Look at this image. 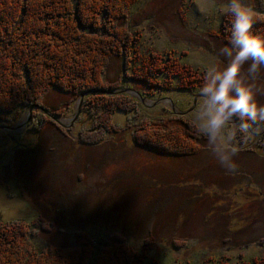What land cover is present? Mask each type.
<instances>
[{
	"label": "rangeland",
	"instance_id": "rangeland-1",
	"mask_svg": "<svg viewBox=\"0 0 264 264\" xmlns=\"http://www.w3.org/2000/svg\"><path fill=\"white\" fill-rule=\"evenodd\" d=\"M243 2L264 19V0ZM228 4L138 0L121 24L133 34L140 55L170 53L205 74L207 66L222 70L228 62L220 55L230 46L221 33ZM124 72L131 70L123 57L113 56L104 78L123 81L119 87L138 98L135 90L142 85ZM255 83L264 88V68ZM196 96L198 91L173 90L140 98L134 113L111 116L116 133L91 132L98 112L56 90L37 107H21L18 118L2 114L0 219L29 224L27 240L37 248H76L86 240L99 252L120 235L158 264H241L264 256V135L239 144L235 174L219 165L206 140L197 153L174 157L133 140L132 128L143 119L163 117L183 128L194 123L201 102ZM257 100L264 104V95ZM10 135L24 147H15ZM149 233L152 243L145 245Z\"/></svg>",
	"mask_w": 264,
	"mask_h": 264
},
{
	"label": "trees",
	"instance_id": "trees-1",
	"mask_svg": "<svg viewBox=\"0 0 264 264\" xmlns=\"http://www.w3.org/2000/svg\"><path fill=\"white\" fill-rule=\"evenodd\" d=\"M137 2L0 0V117L13 113L18 118L21 107L41 104L50 90H56L81 99L98 112L91 132L116 133L119 126L111 116L134 113L141 99L173 90L198 91L205 74L170 53L140 55L133 34L121 24ZM253 16L256 34L264 30V19ZM232 19L229 12L221 31L228 42ZM117 55L131 70L130 74L125 70V78L142 85L135 90L138 98L130 89L119 87L123 81L110 83L104 78L107 61ZM132 135L137 145L171 157L195 154L204 149L202 141H207L194 123L171 127L163 117L139 121ZM26 227L25 223L0 219V264H158L150 255L135 252L134 245L120 235L99 252L86 240L76 248H37L28 242L30 225ZM152 239L149 233L142 241L149 245ZM241 264H264V256Z\"/></svg>",
	"mask_w": 264,
	"mask_h": 264
},
{
	"label": "clouds",
	"instance_id": "clouds-1",
	"mask_svg": "<svg viewBox=\"0 0 264 264\" xmlns=\"http://www.w3.org/2000/svg\"><path fill=\"white\" fill-rule=\"evenodd\" d=\"M228 11L233 18L230 46L220 49L228 62L222 70L215 65L206 67L193 122L196 131L207 138L219 165L235 174L239 144L264 135V104L257 100L264 88L255 83L264 68V37L253 32V9L243 0H229Z\"/></svg>",
	"mask_w": 264,
	"mask_h": 264
},
{
	"label": "water",
	"instance_id": "water-1",
	"mask_svg": "<svg viewBox=\"0 0 264 264\" xmlns=\"http://www.w3.org/2000/svg\"><path fill=\"white\" fill-rule=\"evenodd\" d=\"M197 98H200V96H199V95L196 96L195 99H194V101H196ZM32 106L37 107L38 105H32ZM32 106H30V107H32ZM29 110H30V112H31L32 108H30ZM25 125H26L25 123L22 124V125H18V126H16V127L14 128V130H15V131H16V130H19L20 128L25 127ZM29 132H30V130H29ZM10 138L13 139L14 136L12 135ZM19 146H21V145H17V144H15V147H19ZM23 146H24V145H23Z\"/></svg>",
	"mask_w": 264,
	"mask_h": 264
},
{
	"label": "flooded vegetation",
	"instance_id": "flooded-vegetation-1",
	"mask_svg": "<svg viewBox=\"0 0 264 264\" xmlns=\"http://www.w3.org/2000/svg\"><path fill=\"white\" fill-rule=\"evenodd\" d=\"M33 126H34V124H33ZM27 128L26 129H28V127H31V126H26ZM29 131V130H28ZM31 132V131H30ZM12 135H10V137H11ZM14 142H15V144H17V145H21L22 147H24L23 146V143H20L15 137L12 139ZM20 147V146H19ZM18 148V147H17Z\"/></svg>",
	"mask_w": 264,
	"mask_h": 264
}]
</instances>
